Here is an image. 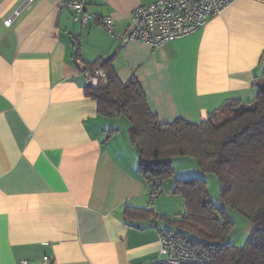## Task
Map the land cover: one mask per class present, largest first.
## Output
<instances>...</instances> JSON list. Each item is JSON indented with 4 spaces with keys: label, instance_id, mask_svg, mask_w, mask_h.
I'll use <instances>...</instances> for the list:
<instances>
[{
    "label": "crops",
    "instance_id": "crops-1",
    "mask_svg": "<svg viewBox=\"0 0 264 264\" xmlns=\"http://www.w3.org/2000/svg\"><path fill=\"white\" fill-rule=\"evenodd\" d=\"M68 1L111 17L124 36L133 11L158 0H0V264L44 256L51 264H156L158 231L170 226L127 214L146 210L150 186L130 121L100 115L86 96L85 63L113 58L119 80L138 81L161 123L199 124L228 101L257 97L264 3L237 0L196 33L152 49L74 21ZM179 179L164 183L157 214L186 212L174 195Z\"/></svg>",
    "mask_w": 264,
    "mask_h": 264
},
{
    "label": "trees",
    "instance_id": "trees-1",
    "mask_svg": "<svg viewBox=\"0 0 264 264\" xmlns=\"http://www.w3.org/2000/svg\"><path fill=\"white\" fill-rule=\"evenodd\" d=\"M96 68L103 69L105 78L99 87H86L85 94L97 102L100 115L124 116L130 121L138 171L149 185L171 180L173 160L191 157L203 173L217 176L224 203V207L214 203L204 178L179 179L174 195L183 198L186 212L178 218L140 209H128L127 214L134 211L139 218L167 223V233L206 252L209 264H264V62L254 101H228L199 124L182 118L161 123L138 81L119 80L113 58L85 63V72ZM226 112L223 120L215 119ZM227 207L244 214L251 224L243 247L228 242L234 223Z\"/></svg>",
    "mask_w": 264,
    "mask_h": 264
},
{
    "label": "built area",
    "instance_id": "built-area-1",
    "mask_svg": "<svg viewBox=\"0 0 264 264\" xmlns=\"http://www.w3.org/2000/svg\"><path fill=\"white\" fill-rule=\"evenodd\" d=\"M33 0H26L29 5ZM237 0H158L145 6L137 7L131 17V27L124 36H118L111 17L90 15L85 11L83 3L63 2L62 6L75 11L74 21L87 25L94 21L105 28L112 36L123 42H141L152 49H159L167 43L190 36L203 27L209 20L220 15L228 6ZM264 3V0H255ZM12 19L5 22L10 26ZM85 77L91 87H99L105 78L101 68L86 71ZM163 182L155 181L150 184L147 211H155V201L163 194ZM161 244L160 264H209L211 259L204 251L191 248L173 234L159 229ZM22 264H29L24 260ZM40 264H51L49 256H44Z\"/></svg>",
    "mask_w": 264,
    "mask_h": 264
},
{
    "label": "rangeland",
    "instance_id": "rangeland-1",
    "mask_svg": "<svg viewBox=\"0 0 264 264\" xmlns=\"http://www.w3.org/2000/svg\"><path fill=\"white\" fill-rule=\"evenodd\" d=\"M227 115V112L216 116V120H223ZM125 124H127L126 119H121ZM174 176L172 181H175L177 178H204L208 183V188L210 190L211 198L214 203L219 207H224V203L220 194V184L218 178L215 174H205L202 172L201 168L198 166L196 160L191 157H177L173 160ZM199 175L203 176L200 177ZM165 196V195H163ZM178 196L182 199L181 196ZM183 200V199H182ZM171 208L172 204H169ZM183 210V209H182ZM229 218L233 221L234 226L229 234L228 242L235 247H243L250 235L251 224L247 217L237 210L231 208H226ZM178 211H181L180 206L177 207L174 204V214H177ZM173 214V215H174Z\"/></svg>",
    "mask_w": 264,
    "mask_h": 264
}]
</instances>
